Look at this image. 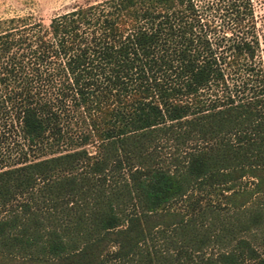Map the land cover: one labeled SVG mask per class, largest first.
<instances>
[{
    "label": "trees",
    "instance_id": "trees-1",
    "mask_svg": "<svg viewBox=\"0 0 264 264\" xmlns=\"http://www.w3.org/2000/svg\"><path fill=\"white\" fill-rule=\"evenodd\" d=\"M28 25L0 30V264H264L252 0Z\"/></svg>",
    "mask_w": 264,
    "mask_h": 264
},
{
    "label": "rangeland",
    "instance_id": "rangeland-1",
    "mask_svg": "<svg viewBox=\"0 0 264 264\" xmlns=\"http://www.w3.org/2000/svg\"><path fill=\"white\" fill-rule=\"evenodd\" d=\"M93 1L96 0H0V30L30 27L29 23L38 21L46 25L52 15ZM252 14L260 41L259 55L264 70V0H252ZM86 147L92 149L90 144ZM7 155L14 157V142L8 136L0 141V157Z\"/></svg>",
    "mask_w": 264,
    "mask_h": 264
}]
</instances>
